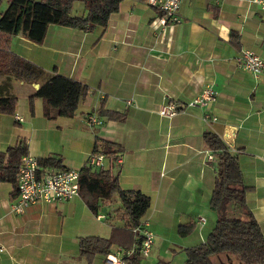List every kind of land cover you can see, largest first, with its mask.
<instances>
[{
	"label": "crops",
	"instance_id": "crops-1",
	"mask_svg": "<svg viewBox=\"0 0 264 264\" xmlns=\"http://www.w3.org/2000/svg\"><path fill=\"white\" fill-rule=\"evenodd\" d=\"M7 3L0 0V11ZM160 15L145 0H122L105 29L50 24L41 44L14 35L11 51L40 66L45 77L59 73L88 90L72 117L47 118L40 97L30 107L41 81L0 75V97L17 98L14 115L0 113V150L21 141L38 160H60L61 167H45L80 170L96 144L100 150L104 144L102 165L92 170L108 171L121 189L149 196L143 218L155 235V259L165 260L168 249L176 253L204 241L215 222L209 207L215 167L205 132L219 135L236 153L251 187L247 207L264 234V75L237 66L241 49L264 58V10L244 0H182L180 22L154 28L151 22ZM206 85L217 91L215 122L205 121L200 107L171 118L157 113L163 104L198 96ZM101 106L119 118L101 113ZM89 115L101 123L88 125ZM12 190L11 183L0 182V264H86L79 238L108 237L112 226L124 224L116 195L39 201L18 213L11 207L17 197L11 198ZM197 216L205 221L197 223ZM191 222L195 229L179 235L178 226ZM111 252L123 254L117 244Z\"/></svg>",
	"mask_w": 264,
	"mask_h": 264
},
{
	"label": "trees",
	"instance_id": "trees-1",
	"mask_svg": "<svg viewBox=\"0 0 264 264\" xmlns=\"http://www.w3.org/2000/svg\"><path fill=\"white\" fill-rule=\"evenodd\" d=\"M77 1L83 3L86 11L83 16L71 15L73 4ZM121 1L8 0L6 8L0 11V75H10L26 83L41 81L30 97V107L32 99L40 97L45 117H72L79 101L86 96L87 86L59 73L45 77L40 66L11 51V39L22 33L28 40L41 44L50 24L80 30L105 29L110 16L118 11ZM16 103L15 96L0 97V113L14 115ZM99 111L109 117L119 118L114 112L102 110V106ZM203 138L212 151L213 155L209 156L210 160H214L215 166L209 207L215 212L216 218L204 241L184 249L183 264H264V234L247 207L245 193L251 187L244 183L238 157L216 133L205 132ZM104 147L103 144V150H100L96 144L92 154L105 153ZM25 153L27 147L21 141L5 151L0 150V182L12 184L11 198L18 195L16 177L21 156ZM38 162L42 167H61L60 160L55 158L40 159ZM78 171V195L83 194L86 197L91 192L102 198L116 195L119 200L117 217L124 221L121 227L112 226L108 237L91 235L79 238V254L87 260L86 264H91L94 256L98 254L107 257L112 253L111 247L114 244L123 250V263L147 264L142 261L143 256L139 252L143 235L136 228L142 219H146L143 216L150 206L149 196L140 190L121 189L117 177L103 169L96 171L92 170V166L86 165ZM228 210H235L237 215H230ZM195 227L194 222L180 224L178 233L187 236ZM155 264L168 262L160 258Z\"/></svg>",
	"mask_w": 264,
	"mask_h": 264
},
{
	"label": "built area",
	"instance_id": "built-area-1",
	"mask_svg": "<svg viewBox=\"0 0 264 264\" xmlns=\"http://www.w3.org/2000/svg\"><path fill=\"white\" fill-rule=\"evenodd\" d=\"M148 5L160 11L161 15L155 18L151 25L154 28H165L176 25L180 22L179 8L182 0H145ZM249 4H256L264 10V0H244ZM237 66L254 75H264V58L249 49H241L237 59ZM217 97V91L212 85H206L202 92L183 104L167 103L161 105L157 113L166 118L175 116L183 107H200L206 112L203 119L207 122H215L216 116L210 110ZM88 125L99 124L101 120L94 115L86 119ZM210 158V156H209ZM103 155L90 154L88 164L97 167L101 166ZM17 198L12 203V209L23 213L25 207L42 201L45 203H56L67 201L78 195L79 171L76 169H54L39 165L38 158L27 152L21 156L17 172ZM205 218L197 216L196 222L203 223ZM143 235L139 249L140 254L147 257L150 254L154 243V233L149 228V220L142 219L136 228ZM4 247L0 245V252ZM118 255V256H117ZM105 261L108 264H120L121 257L117 254H109Z\"/></svg>",
	"mask_w": 264,
	"mask_h": 264
},
{
	"label": "rangeland",
	"instance_id": "rangeland-1",
	"mask_svg": "<svg viewBox=\"0 0 264 264\" xmlns=\"http://www.w3.org/2000/svg\"><path fill=\"white\" fill-rule=\"evenodd\" d=\"M4 7V6H3ZM85 9L83 6L82 2H75L73 4L72 10H71V15H76V16H83L85 15ZM87 123V122H86ZM215 167V166H214ZM211 209V208H210ZM212 210V209H211ZM149 212V210H147V213ZM228 213L230 215H237L236 212H234L233 210H228ZM239 215V214H238ZM166 256L164 257L165 261L168 262V264H183L184 260H185V252L184 250L182 251H178L176 253H172V250L168 251H164ZM155 253L156 251L154 250V252L151 250L149 256L147 257H142V261L144 263L147 264H155L156 263V259H155ZM172 253V254H171ZM159 256H164V253H160ZM154 259V260H153ZM162 259V258H161ZM103 260V261H102ZM105 260V257H103V255L98 254V256H94V258L92 259L91 264H108ZM85 261V260H84ZM120 264H124L122 261ZM126 264V263H125Z\"/></svg>",
	"mask_w": 264,
	"mask_h": 264
},
{
	"label": "water",
	"instance_id": "water-1",
	"mask_svg": "<svg viewBox=\"0 0 264 264\" xmlns=\"http://www.w3.org/2000/svg\"><path fill=\"white\" fill-rule=\"evenodd\" d=\"M35 86L37 87V84H35Z\"/></svg>",
	"mask_w": 264,
	"mask_h": 264
}]
</instances>
